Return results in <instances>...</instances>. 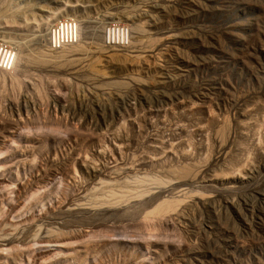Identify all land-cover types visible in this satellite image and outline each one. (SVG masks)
<instances>
[{"label": "rangeland", "instance_id": "374dc122", "mask_svg": "<svg viewBox=\"0 0 264 264\" xmlns=\"http://www.w3.org/2000/svg\"><path fill=\"white\" fill-rule=\"evenodd\" d=\"M0 49V264H264V0H0Z\"/></svg>", "mask_w": 264, "mask_h": 264}, {"label": "built area", "instance_id": "2783aa9c", "mask_svg": "<svg viewBox=\"0 0 264 264\" xmlns=\"http://www.w3.org/2000/svg\"><path fill=\"white\" fill-rule=\"evenodd\" d=\"M78 32L72 21L64 20L54 25L49 32L48 43L53 51L76 44ZM14 60V55L9 51L0 49V69H4Z\"/></svg>", "mask_w": 264, "mask_h": 264}, {"label": "bare ground", "instance_id": "6f19581e", "mask_svg": "<svg viewBox=\"0 0 264 264\" xmlns=\"http://www.w3.org/2000/svg\"><path fill=\"white\" fill-rule=\"evenodd\" d=\"M55 13H56V12H55ZM52 14H54V13H52ZM50 15H51V14H50ZM69 47H72V46H68V47H65V48H67V49H68ZM65 48H63L62 50H64Z\"/></svg>", "mask_w": 264, "mask_h": 264}]
</instances>
